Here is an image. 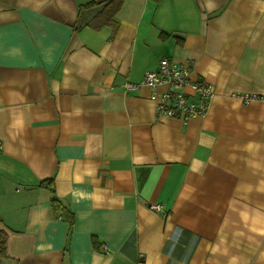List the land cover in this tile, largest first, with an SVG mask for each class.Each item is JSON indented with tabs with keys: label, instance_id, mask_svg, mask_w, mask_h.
I'll use <instances>...</instances> for the list:
<instances>
[{
	"label": "crops",
	"instance_id": "1",
	"mask_svg": "<svg viewBox=\"0 0 264 264\" xmlns=\"http://www.w3.org/2000/svg\"><path fill=\"white\" fill-rule=\"evenodd\" d=\"M88 1L0 0V264H264V0ZM163 57L205 115L125 87Z\"/></svg>",
	"mask_w": 264,
	"mask_h": 264
},
{
	"label": "built area",
	"instance_id": "2",
	"mask_svg": "<svg viewBox=\"0 0 264 264\" xmlns=\"http://www.w3.org/2000/svg\"><path fill=\"white\" fill-rule=\"evenodd\" d=\"M190 76L189 64H181L163 57L155 70L144 72L139 84L127 83L125 87L134 88L144 85L150 88V98L155 103L157 116L187 120L205 115L214 96V90L209 83L193 80ZM159 88L162 90L159 91ZM233 97L243 104L252 101L264 102V93H235ZM149 207L158 212L162 211L158 203L151 204ZM104 249L106 252L109 251L107 247Z\"/></svg>",
	"mask_w": 264,
	"mask_h": 264
},
{
	"label": "trees",
	"instance_id": "3",
	"mask_svg": "<svg viewBox=\"0 0 264 264\" xmlns=\"http://www.w3.org/2000/svg\"><path fill=\"white\" fill-rule=\"evenodd\" d=\"M120 1L121 0H90L84 4H81L78 8V11L80 12L83 9L93 7L99 3H103L102 7L92 17V20L95 22L96 27L98 28L104 25H108L113 21L114 14L119 8ZM41 185L50 189V191L54 190L53 178L43 181ZM50 204L55 213L62 212V214L65 215V218L69 222L68 228H70V225L72 223V214L69 208H67V206L64 205L63 202L57 197H52ZM5 244H6V233L0 231V256L6 255Z\"/></svg>",
	"mask_w": 264,
	"mask_h": 264
}]
</instances>
